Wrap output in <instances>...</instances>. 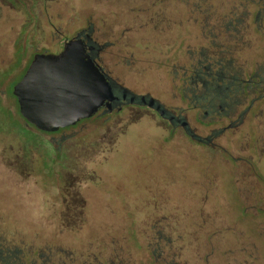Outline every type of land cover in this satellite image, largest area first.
<instances>
[{"label":"flooded vegetation","instance_id":"flooded-vegetation-1","mask_svg":"<svg viewBox=\"0 0 264 264\" xmlns=\"http://www.w3.org/2000/svg\"><path fill=\"white\" fill-rule=\"evenodd\" d=\"M164 1L167 0H0V60L7 62L8 66L13 64V69L20 75L17 83L36 54L57 53L63 49L65 41L81 39L90 58L108 78L115 99L110 108L102 105L89 118L43 134L61 133L96 116H104L106 120L114 115L116 124L124 121L125 124L116 137L107 139L106 134L103 135V139L110 144L109 148L102 149V156L99 157L105 160L118 142H122L121 134L131 125L139 123L143 116L152 118L161 131L168 133L164 142L178 144L181 148L186 144L201 148L202 142L212 145L214 138L231 132L229 138L233 148L246 152L244 157H239L240 161L246 162L251 175L260 179L250 160L264 153V41L261 42L264 39V6L254 13L247 0L242 19L237 15L234 23L219 21L217 10L212 9V14H209L208 9H202L198 2L194 6L197 8L194 18L196 29L191 40L185 36L184 11L178 10L176 22V19L170 18L173 12L165 8ZM177 2L183 4L178 6L185 5V0ZM203 11L207 17L202 19ZM208 17L213 20L208 21ZM176 25L182 30L184 39L178 41L175 60L171 56L164 57L168 85L164 87L167 96L162 99L150 89V85L138 82L152 71L151 61L154 50H157L154 45H170V35ZM6 81L8 85L9 78L2 82ZM2 82L0 86H3ZM7 85L4 88L12 97V107L27 125L19 113L12 89L9 92ZM239 107L242 109L235 114ZM202 108L204 116L216 114L209 124L224 125L209 128L203 133V126L209 124L203 122ZM242 124L244 128L240 130ZM87 169L83 174H94L95 170ZM148 172L146 180L137 186L142 192L126 199L155 209V212L152 209L150 214H143L151 220L146 227L158 230L154 244H147L155 256L154 264H186L179 260L180 252L177 251L180 250L175 248L176 240L183 236L178 235L175 241L171 235L163 239L161 230L163 227L174 230L181 221L190 220L195 221L197 228L195 241L200 259L196 264H217L216 252L217 257L224 255L225 263L222 264H241V261L243 264L245 257L244 260L241 257L245 252L256 256L254 242L243 234L235 233L232 222L223 215L225 220L215 207V200L218 199L217 172L203 176L196 171L194 175L180 177L177 169L164 164ZM82 175L70 174L76 179ZM248 177L251 179L249 174ZM233 179L243 202L256 200L252 194H255L259 180ZM81 183L70 182L69 189L83 197ZM118 184L126 187L120 182ZM170 188L178 193L180 190V200L172 197L174 192L171 193ZM186 188H189V198L181 197ZM210 193L215 195L211 198ZM65 216L73 221L80 215L72 212ZM0 218L4 219L2 213ZM258 235L262 236L260 232ZM1 236L0 264H135L130 252L126 254L123 248L116 246L115 235H109V248H97L101 245L96 243L100 239L96 235L92 241L88 240L83 245L71 244L66 250L47 244L28 252L2 244L5 238ZM223 237L225 242L228 237L224 250L221 243ZM161 241L164 244L161 245ZM178 246L179 249L184 247ZM202 254L205 258L210 255L211 263L202 262Z\"/></svg>","mask_w":264,"mask_h":264},{"label":"rangeland","instance_id":"rangeland-1","mask_svg":"<svg viewBox=\"0 0 264 264\" xmlns=\"http://www.w3.org/2000/svg\"><path fill=\"white\" fill-rule=\"evenodd\" d=\"M193 1L186 0L184 6H178L183 4L177 0L163 2L165 8L173 12L170 18L176 19V22L178 10L184 11L185 36L191 40L196 29L194 18L197 10L192 6ZM235 1L243 0H207L211 4L208 13L212 14V9H215L223 16L229 10L228 5L233 4L237 5L233 10H238L237 15L242 16L240 13L243 6ZM224 6H227V9ZM201 17L202 19L207 17L206 13L202 12ZM211 20L213 18L208 17V21ZM225 21L228 22L227 19ZM170 38V45L164 47L154 45L157 50H154V59L151 61L152 71L141 80L138 79V83H147L162 99L167 96L164 87L168 85L164 57L171 56L174 60L177 58L178 41L184 39L180 27L176 25V28L172 29ZM263 41L264 39L261 40ZM6 64L7 62L0 60V82L9 78L8 85L6 81L0 86V213L4 217L0 218V236L5 238L2 244H8L22 252L32 251L47 244L66 250L71 244L83 245L98 235L96 237L100 239L96 243H100L101 246L97 248H109V235H113L108 230L111 225L118 228L115 235L118 241L116 246L123 248L126 254L130 252L135 264H154L155 256L148 249L147 243L154 244L158 230L148 229L146 224L149 227L148 222L151 220L144 215L136 214L141 211L142 213L145 211L143 214L147 212L150 214L152 209L154 212L155 209L146 207V204H134L135 202L126 198L138 196L142 190L137 186L146 180L148 171L164 164L177 169L179 172L176 173L180 177L194 175L196 171L203 176L206 173L217 172L219 174L218 199L215 200L217 211L223 218L226 217L232 222L235 233L245 235L256 246L254 248L256 256L252 257L249 252H245V256L241 257L243 260L245 257L243 264H264V153L261 156L257 154L250 160V164L260 176V179L255 178L251 175L250 168L248 170L245 166L246 162L239 159L240 156L244 157L246 152L233 148L229 138L231 132L214 138L212 145L202 142L201 148L187 144L181 148L178 144L164 142L165 134L168 133L161 131L160 126L156 125L152 118L143 116L139 123L131 125L121 134L120 139L126 140V145L123 140L121 143L118 142L109 157L106 156L105 160L99 159L102 156V149H107L110 145L103 139V135L106 134L107 139L116 137L125 121L116 124L114 115L105 118L106 120L104 116H96L61 133L43 134V131L25 125L18 114L16 115V110L12 107V97L5 92L4 87L7 85L6 88L10 92L11 85L20 75L13 69V64L9 66ZM241 109L239 107L235 114ZM203 111L202 108L203 122L211 123L209 121H212L216 114L204 116ZM222 125L224 124L212 123L203 126L202 131L205 133L209 128H218ZM249 125L252 129L251 122ZM240 126L242 130L244 125ZM251 132L256 134L252 130ZM262 145L264 146V142ZM87 167L95 171L88 180L81 183L80 191L86 199L85 220L78 222L76 228H65V223L57 219L60 213L69 212V209H66L71 190L66 188V182L71 178L70 174L82 175L84 170H88ZM233 178L259 180L258 188L255 189V194H252L256 200L243 202V196ZM117 182L126 187H120ZM170 190L171 193L174 192L172 197L180 200V190L179 193L175 189ZM188 190L189 188L184 189L181 197L189 198ZM214 195L210 193L209 197L212 198ZM173 229L163 227L161 230L163 239L171 235L175 241L178 235L183 236L176 240L175 245V248L180 250L177 251L180 252L179 260L186 264H196L200 258L199 254L197 255L198 245L195 241L197 230L195 221H181L177 228ZM259 232L262 236L258 235ZM234 237L238 240V237ZM222 239L224 250L228 237L226 242L225 237ZM162 241L161 245L164 244ZM178 244L184 247L179 249ZM215 257L217 264L225 263L224 255L220 254L217 257L216 252ZM201 261L211 263V256L207 255L205 258L202 254Z\"/></svg>","mask_w":264,"mask_h":264},{"label":"water","instance_id":"water-1","mask_svg":"<svg viewBox=\"0 0 264 264\" xmlns=\"http://www.w3.org/2000/svg\"><path fill=\"white\" fill-rule=\"evenodd\" d=\"M110 86L83 41L72 38L57 53L36 54L12 93L26 123L46 132L89 118L102 105L110 108Z\"/></svg>","mask_w":264,"mask_h":264},{"label":"trees","instance_id":"trees-1","mask_svg":"<svg viewBox=\"0 0 264 264\" xmlns=\"http://www.w3.org/2000/svg\"><path fill=\"white\" fill-rule=\"evenodd\" d=\"M248 1H250L249 5L253 6L254 13H255V11L257 9L263 8V6H264V0H248ZM248 1L247 0H243L242 2H240V1H235V2H238L239 4H241L243 6V9H244V6L248 3ZM198 2L201 4L202 9H209V7H211V4H209L207 2V0H194L193 3H192V6H195V4H197ZM184 3L186 4V0H185ZM233 6H234L233 4L231 6L228 5L229 10L226 13V15L221 16L220 13L218 14L219 15V17H218L219 21L226 22L225 20L227 19L229 22H234V23L236 22L237 14H238L237 11L238 10L234 11L233 9L237 5H235L234 7ZM224 7L226 8L227 6H224ZM203 12H205V11H203ZM240 14L242 15V13H240ZM240 18L242 19V16ZM90 177H91V174H90ZM88 179H89V176L87 175V173H84L82 176H80L77 179L71 177L66 182V184H67L66 188H69L71 186L70 182H73V183H74V181L75 182H77V181L78 182H82V181H86ZM68 200L69 201H68V205H67V209L66 210L69 209V212L60 213L59 214V219H57V221H61L63 224L65 223V226H64L65 228L66 227H69V229H70V227L76 228L77 225H78L77 224L78 222H82V221L85 220V218H84V207L86 206V202H85L84 198L81 196L80 193L74 194L72 191H71V196H70V198H68ZM144 208H145V206H144ZM72 212L73 213H78V215H80L76 220H73V221L70 220V219H67L66 216H65L66 213H72ZM144 212L145 211H143V213ZM143 213L141 211L140 213H138L136 215H139V214L143 215ZM104 228H106V226H104ZM108 228H109L108 230L110 231L109 233H112L113 235H116V233H118V231L116 230V229H118L117 227H113V226L110 225ZM148 229L154 230L152 227H150ZM148 249H150V248L148 247Z\"/></svg>","mask_w":264,"mask_h":264}]
</instances>
